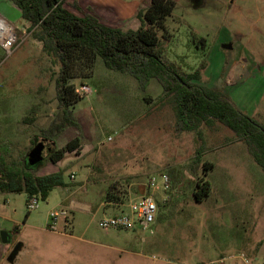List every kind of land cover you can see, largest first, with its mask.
I'll return each instance as SVG.
<instances>
[{
    "label": "rangeland",
    "instance_id": "rangeland-1",
    "mask_svg": "<svg viewBox=\"0 0 264 264\" xmlns=\"http://www.w3.org/2000/svg\"><path fill=\"white\" fill-rule=\"evenodd\" d=\"M10 1L0 0V20L6 18L17 35L11 53L0 45V138L17 156L35 147L32 139L49 142L38 134L56 116L59 67L44 52L42 42L32 38L18 9L8 6ZM72 2L67 0V6L72 8ZM149 2H120L108 17L88 8L108 24L136 29L137 14ZM175 2L167 18L171 58L189 71L206 58L199 82L224 91L239 109L264 121V0ZM190 28L206 38L204 47L191 41ZM72 82L81 96L73 108L80 127L66 128L50 144L61 146L80 136L81 147L58 163L45 158L36 168L38 174L65 168L68 185L51 190L32 211L26 193H0V264H264V171L231 129L221 123L217 128L204 127L206 151L202 161L193 164L198 137L176 129L174 111L158 99L162 86L156 79L142 87L133 76L107 68L99 58L91 80ZM33 104L35 121L25 123ZM206 161L215 165L205 175L211 194L198 202L189 181L204 173ZM163 172L183 180L171 193H155L160 201L170 197L158 206L153 233L140 227L98 226L101 216L127 210L132 199L147 192L149 176ZM108 190L122 202L104 201ZM72 192L93 208L76 209L74 216L69 212L61 227L87 230L88 238L104 244L64 242L48 233L31 232L27 221L35 222L36 216L45 225L47 212L59 211L61 206L53 205ZM16 222L21 233L18 228L11 232ZM3 231L9 236L5 244ZM18 240L31 253L21 262H10L7 257Z\"/></svg>",
    "mask_w": 264,
    "mask_h": 264
},
{
    "label": "trees",
    "instance_id": "trees-1",
    "mask_svg": "<svg viewBox=\"0 0 264 264\" xmlns=\"http://www.w3.org/2000/svg\"><path fill=\"white\" fill-rule=\"evenodd\" d=\"M11 1L20 9L32 38L42 42L44 52L59 67L55 78L56 116L48 125L40 127L38 134L49 141L51 150L47 158L51 162L58 163L67 153L81 147L80 136L61 146L50 142L55 143L68 127L79 129L73 108L81 96L72 79L91 80L96 62L101 58L107 68L133 76L142 87L153 79L160 83L162 93L158 99L174 111L176 129L193 131L198 137L193 164L200 163L206 151L204 127L217 128L221 123L234 132V139L247 145L254 161L264 171V121L239 109L224 91L199 82L207 66L206 58L190 71L171 58L167 18L176 6L175 0H150L137 14L140 25L136 29L106 23L91 8L83 9L79 0H73V9L67 6V0ZM189 33L192 42L202 47L206 45L205 37L192 28ZM36 108V104L29 108L23 118L25 123L35 121ZM36 143L32 139L34 146ZM37 166L39 164L29 163L28 152L12 155L10 143L0 138V193L24 192L28 197L38 195L45 200L54 188L68 185L65 168L40 175L36 173ZM214 166L212 162H204V173L196 174V178L189 181L198 202L211 194V183L205 175ZM168 174L170 190L182 184L183 177ZM169 197L162 201L156 198L158 206L168 202ZM104 199L115 204L122 202L110 190Z\"/></svg>",
    "mask_w": 264,
    "mask_h": 264
},
{
    "label": "built area",
    "instance_id": "built-area-1",
    "mask_svg": "<svg viewBox=\"0 0 264 264\" xmlns=\"http://www.w3.org/2000/svg\"><path fill=\"white\" fill-rule=\"evenodd\" d=\"M2 31V32H1ZM17 42V35L13 27L4 20H0V45L8 53H11ZM158 176L161 180H159ZM75 178V174H71ZM147 192L132 199L128 204V210L112 214H105L98 219V226L104 230H131L140 227L143 230L154 232L152 223L156 219L158 204L156 192H168L171 188V179L168 173L152 174L147 181ZM41 198L32 195L27 199V208L32 211L39 207ZM69 216V210L61 207L59 211H50L48 214L47 227L58 230L62 221Z\"/></svg>",
    "mask_w": 264,
    "mask_h": 264
},
{
    "label": "crops",
    "instance_id": "crops-1",
    "mask_svg": "<svg viewBox=\"0 0 264 264\" xmlns=\"http://www.w3.org/2000/svg\"><path fill=\"white\" fill-rule=\"evenodd\" d=\"M1 1L5 2L6 0H1ZM129 1H133V0H79V3L85 9H87L88 7H92V8L95 9V11L99 15H101L103 17H108L107 14H109V12L112 13L115 10V8H117V5L120 4V2L126 3V2H129ZM10 3L12 5L8 3V6L10 8H15L16 7L18 9L19 13L21 14L20 9L17 7L16 4L13 3L12 1H10ZM4 19H6V18H4ZM102 204L103 203H101V205ZM55 205H60L61 207H66L69 210V212L72 213L73 216H74V211L76 209H84V210H87V211H92V208H93V205L91 203L85 202V201L81 202L80 200L76 199L74 197V192L66 193L64 195V197L62 198L61 202H58V203L54 204L53 206H55ZM98 209L99 208H97V210ZM127 210H128V207H127ZM48 214H49V212H47L45 225H44L42 219L41 218L36 219V216H35V222H28L27 221V223H28L27 225H30V227L33 228L31 230V232H35V234H37V233L38 234H40V233H48V234H50V236H54V237L60 238L64 242H68V241H72L74 243L94 242V243H98V244H104V242H102L101 240H95L94 241L93 239L88 238L87 237V230L78 231L75 227L70 228V229H65L64 227L63 228L60 227V229H61L60 231H58V232L52 231L51 229H49L47 227ZM25 223H26V221H25ZM12 228H14V229L18 228L20 233L23 231V229L21 228V224L18 223V222H16L15 224L12 225V227L10 228L11 232H12ZM7 242H5V243H7ZM17 245H20V249L18 250V252H17V254L15 256L14 261L16 262L18 260L19 262H21L22 258H24L27 253H31V249L27 248V246L25 245L24 241H22V240H18L15 243V247ZM1 246H2V243H0V250H2ZM123 251H125V250H123ZM7 259H8V257H7Z\"/></svg>",
    "mask_w": 264,
    "mask_h": 264
},
{
    "label": "water",
    "instance_id": "water-1",
    "mask_svg": "<svg viewBox=\"0 0 264 264\" xmlns=\"http://www.w3.org/2000/svg\"><path fill=\"white\" fill-rule=\"evenodd\" d=\"M223 46L225 48L231 47L229 44H224ZM50 150H51V148H50L49 144L44 143L42 141H37L35 147L28 153L29 163L32 165L40 164L41 162H43V160L45 158L48 157ZM1 234H2V236H1L2 241L4 243L7 242L8 241V232L3 231ZM19 249H20V245H17L16 247H14V249L12 250L10 255L8 256V261H10V262L14 261V258H15Z\"/></svg>",
    "mask_w": 264,
    "mask_h": 264
},
{
    "label": "bare ground",
    "instance_id": "bare-ground-1",
    "mask_svg": "<svg viewBox=\"0 0 264 264\" xmlns=\"http://www.w3.org/2000/svg\"><path fill=\"white\" fill-rule=\"evenodd\" d=\"M2 32V31H1Z\"/></svg>",
    "mask_w": 264,
    "mask_h": 264
}]
</instances>
